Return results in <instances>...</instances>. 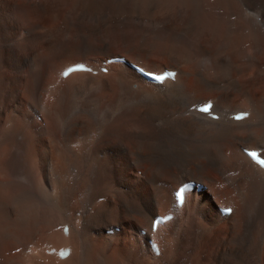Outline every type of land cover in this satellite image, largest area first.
I'll use <instances>...</instances> for the list:
<instances>
[{
  "label": "bare ground",
  "instance_id": "obj_1",
  "mask_svg": "<svg viewBox=\"0 0 264 264\" xmlns=\"http://www.w3.org/2000/svg\"><path fill=\"white\" fill-rule=\"evenodd\" d=\"M244 149L264 157V0H0V264H264Z\"/></svg>",
  "mask_w": 264,
  "mask_h": 264
},
{
  "label": "rangeland",
  "instance_id": "obj_2",
  "mask_svg": "<svg viewBox=\"0 0 264 264\" xmlns=\"http://www.w3.org/2000/svg\"><path fill=\"white\" fill-rule=\"evenodd\" d=\"M129 27H130V26H129ZM25 33H26V32H24V35H25ZM113 51H114L115 53H118V54H119V52H121V46H120V42H119V41L114 45V47H113ZM47 75H48V73H47ZM116 229H118V230H116ZM113 231L118 232V231H119V228H115Z\"/></svg>",
  "mask_w": 264,
  "mask_h": 264
},
{
  "label": "snow or ice",
  "instance_id": "obj_3",
  "mask_svg": "<svg viewBox=\"0 0 264 264\" xmlns=\"http://www.w3.org/2000/svg\"><path fill=\"white\" fill-rule=\"evenodd\" d=\"M67 75V73H65ZM168 75H172V73H168ZM157 79H163V77L157 76ZM205 111H207V109H204Z\"/></svg>",
  "mask_w": 264,
  "mask_h": 264
}]
</instances>
